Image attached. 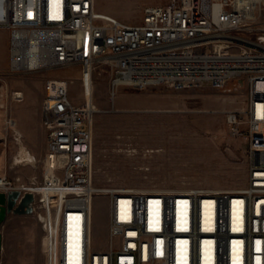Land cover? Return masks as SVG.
Wrapping results in <instances>:
<instances>
[{
    "label": "built area",
    "instance_id": "built-area-1",
    "mask_svg": "<svg viewBox=\"0 0 264 264\" xmlns=\"http://www.w3.org/2000/svg\"><path fill=\"white\" fill-rule=\"evenodd\" d=\"M0 30L9 33L11 74L78 68L80 75V103L69 77H51L44 87V165L55 177L0 176L1 193L34 196L33 213L48 235L54 207L53 264H264V0H167L145 6L140 25L101 13L97 0H0ZM102 66L113 101L123 88L246 86L245 107L227 113L231 135L251 143L245 186L97 188L94 84ZM101 196L107 249L93 237Z\"/></svg>",
    "mask_w": 264,
    "mask_h": 264
},
{
    "label": "rangeland",
    "instance_id": "rangeland-1",
    "mask_svg": "<svg viewBox=\"0 0 264 264\" xmlns=\"http://www.w3.org/2000/svg\"><path fill=\"white\" fill-rule=\"evenodd\" d=\"M167 0H97L98 11L130 25H140L147 5ZM78 68L13 75L9 72V33L0 30V176L21 177L24 182L54 178L44 165L47 133L42 122L44 87L51 77L73 80L72 96L80 103L83 93ZM110 70L95 75L97 107L94 138V184L97 188L135 191H212L241 189L248 174L250 140L231 135L227 113L243 109L246 86L144 90L123 88L110 99ZM9 92L22 93L21 100ZM16 121L8 131L6 121ZM20 131V136L15 133ZM20 138V139H19ZM17 139V140H16ZM19 139V140H18ZM37 159L14 161L21 144ZM27 162V163H26ZM24 163V164H23ZM34 164V165H33ZM52 175V176H51ZM51 213V220L56 213ZM94 244L107 249L109 208L106 197L95 200ZM49 235L38 216L11 215L5 223L0 264H47L55 228ZM48 235V236H47Z\"/></svg>",
    "mask_w": 264,
    "mask_h": 264
},
{
    "label": "water",
    "instance_id": "water-1",
    "mask_svg": "<svg viewBox=\"0 0 264 264\" xmlns=\"http://www.w3.org/2000/svg\"><path fill=\"white\" fill-rule=\"evenodd\" d=\"M21 198L20 191L10 193L0 192V260L3 252V233L2 229L11 215L33 214L34 196L27 193Z\"/></svg>",
    "mask_w": 264,
    "mask_h": 264
},
{
    "label": "bare ground",
    "instance_id": "bare-ground-1",
    "mask_svg": "<svg viewBox=\"0 0 264 264\" xmlns=\"http://www.w3.org/2000/svg\"><path fill=\"white\" fill-rule=\"evenodd\" d=\"M15 95H16V98H21L22 96V94L21 93H15ZM17 128V123H16V121H15V123L13 124V127H10V128H8V131H10V130H14V129H16ZM15 133L18 135V136H20V131L19 130H15ZM20 139V138H19ZM18 139V140H19ZM17 140V139H16ZM37 158L30 152V151H28V149L23 145V143L21 144V149H20V151H19V156L14 160V161H17V163L19 164V163H22V162H24L25 163V161H27V162H34L35 160H36ZM26 162V163H27ZM23 163V164H24ZM34 165V164H33ZM107 189V188H106ZM157 192H161V191H157ZM50 212H53V213H56L55 212V209H54V207L52 208V209H50ZM44 219V218H43ZM42 219V220H43ZM47 224H48V226L49 227H54L55 228V224H54V222H53V220H49V222H47Z\"/></svg>",
    "mask_w": 264,
    "mask_h": 264
}]
</instances>
